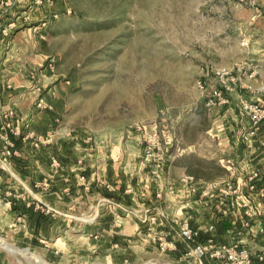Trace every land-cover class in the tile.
Wrapping results in <instances>:
<instances>
[{
  "label": "rangeland",
  "instance_id": "rangeland-1",
  "mask_svg": "<svg viewBox=\"0 0 264 264\" xmlns=\"http://www.w3.org/2000/svg\"><path fill=\"white\" fill-rule=\"evenodd\" d=\"M0 23L15 44L7 73L15 85L32 82L34 97L41 85L48 103L35 100L23 114L0 103V114L11 112L14 127L34 138L51 131L54 144L127 141L143 162L157 139L166 164L183 156L192 172L225 177L214 153L187 152L189 144L238 112L239 99L264 109V0H0ZM223 67L237 79L226 102L215 97ZM3 153L0 144V264L152 263L157 249L125 263L121 250L103 247L108 233L94 237L93 213L105 200L48 183L45 168Z\"/></svg>",
  "mask_w": 264,
  "mask_h": 264
},
{
  "label": "crops",
  "instance_id": "crops-1",
  "mask_svg": "<svg viewBox=\"0 0 264 264\" xmlns=\"http://www.w3.org/2000/svg\"><path fill=\"white\" fill-rule=\"evenodd\" d=\"M4 29L10 30V27L6 25L0 29V103L3 109L13 108L23 114L24 109L29 110L35 100L45 104L47 94L43 96L42 86L35 84L33 89L37 90L34 97V93L28 92L32 82L29 84L24 80L23 84L15 85L7 73L12 72L10 67L14 57L11 53L15 44L10 41L11 38L7 39ZM16 37V34L13 35L12 40L15 41ZM250 82L248 86L253 90L249 91L255 92L258 80L255 78ZM261 83H264L263 79ZM235 97L238 100L240 96ZM239 101L242 105L243 100ZM240 107L238 112H225L221 125L213 133L203 135L200 142L189 144L187 150L199 154L214 153L211 159L216 158L214 163L227 170L225 177L206 169L192 172L183 156L178 157V162L175 157L169 164L164 162L163 168L159 169L162 173L159 177L154 174L157 164L141 161L137 151L132 155L127 141L123 145L109 143L93 146L89 143L75 144L71 141L74 137H63L67 141L58 138L56 144L53 141L37 148L33 133H21L20 127V134L14 139L16 155L22 156L32 166L34 163L39 168H45L49 174L45 178L48 183L71 185L76 194L83 191L79 186H84L87 189L84 193H91L100 201L105 200L108 205L96 207L93 213L94 237H99L97 230L108 233L107 237L103 234V247L121 250L119 257L125 263L146 261L144 249L150 246L158 251L156 256L148 258L151 264H199L192 254L185 255L181 239L176 235L182 221L188 220L193 228L200 231L201 238L213 235L219 242L237 241L249 250L256 264H264V197L259 191L250 194L244 188L245 198L239 197L238 205L224 214L227 200L219 198L215 191L229 180L248 183L247 178L254 173L257 174L258 186L264 188V122L252 135L250 115L243 111V106ZM34 116L36 121L38 114ZM45 118L48 119L46 115ZM67 187H62L61 191L70 190ZM246 203L254 216L246 214ZM150 215H158L155 225L146 220ZM246 221H250V226L246 225ZM35 226L40 228L41 221L39 224L37 221ZM158 234L174 239L179 245L178 250L162 251L157 242ZM212 263L209 256L204 258L203 264Z\"/></svg>",
  "mask_w": 264,
  "mask_h": 264
},
{
  "label": "built area",
  "instance_id": "built-area-1",
  "mask_svg": "<svg viewBox=\"0 0 264 264\" xmlns=\"http://www.w3.org/2000/svg\"><path fill=\"white\" fill-rule=\"evenodd\" d=\"M7 31V29L3 30L6 35L9 34ZM216 75L223 89L218 90L215 97L221 102H226V99H224V91L235 90L237 79L234 76H231L230 71L225 67L218 69ZM261 88L264 90V84ZM212 101L213 100L211 99L210 102ZM243 111L250 115L252 121L251 134H256L264 122L263 107L258 103L248 104L243 101ZM11 118V112H4L0 115V144L4 148L3 154L7 157H12L17 153L14 139L20 134L19 128L14 127ZM156 135L158 137L157 132H155V136ZM54 139V133L50 131L43 137L35 138L34 146L38 148L42 144H50ZM155 150H157V153H155ZM164 160L161 144L157 142V139H151L145 149V161L157 164V168H154V174L159 177L162 176L159 169L163 168L162 164L164 163ZM256 176L257 174L255 173L251 174L249 178H247L248 183L239 184L235 183L233 180H229L224 185L215 189L219 198L224 197L227 200L226 208L223 210L224 214H228L238 205L239 197L245 198L246 195L244 194V188L246 189L245 191L248 190L250 194L251 192L259 191V194L264 197V188L261 189L258 186ZM258 188L260 189L258 190ZM170 190L173 191V187H170ZM245 206L247 207L248 203H246ZM246 214L250 217L254 216L250 207H247ZM161 215L164 216V214ZM157 216L158 215H150L146 220L148 219L152 225H155L157 223ZM246 225L250 226V221H246ZM176 235L181 239V245H183L185 255L188 256L192 254L199 264H203L206 256H209L212 259V264H256L249 250L237 241L230 243L219 242L213 235L201 238L200 231L193 228L188 220L182 221L181 227ZM157 242L162 251H177L179 248L178 243L174 239H167L163 234H158Z\"/></svg>",
  "mask_w": 264,
  "mask_h": 264
}]
</instances>
